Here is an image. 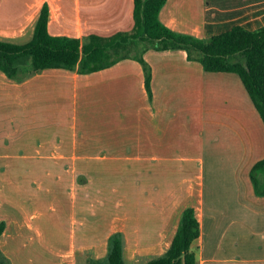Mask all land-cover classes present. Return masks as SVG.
Masks as SVG:
<instances>
[{"label": "crops", "instance_id": "crops-1", "mask_svg": "<svg viewBox=\"0 0 264 264\" xmlns=\"http://www.w3.org/2000/svg\"><path fill=\"white\" fill-rule=\"evenodd\" d=\"M44 3L54 35L134 24V0H0V39L28 42ZM160 18L199 37L257 29L264 0H167ZM143 56L151 96L133 57L21 81L0 70V248L12 264H87L106 257L115 232L125 259L144 263L167 251L189 206L200 222L198 264H264V196L251 179L264 121L240 75L208 71L183 48ZM103 186L107 219L86 207L95 191L90 203H106ZM52 187L61 188L57 201Z\"/></svg>", "mask_w": 264, "mask_h": 264}, {"label": "trees", "instance_id": "trees-1", "mask_svg": "<svg viewBox=\"0 0 264 264\" xmlns=\"http://www.w3.org/2000/svg\"><path fill=\"white\" fill-rule=\"evenodd\" d=\"M167 0H134V24L130 30L111 35L91 33L84 38L54 35L49 31V5L44 3L32 38L25 43L0 39V70L9 77L23 80L46 68H67L90 73L107 68L121 59L133 57L143 66L145 82L152 95V68L144 58L149 48L188 51L208 71L237 72L264 121V25L249 29L235 25L227 31L208 37L183 33L168 27L160 18ZM256 193L264 196V158L251 169ZM6 223L0 221V236ZM200 235L195 209H184L178 230L170 247L162 255L138 264H198L192 245ZM0 264H12L0 248ZM87 264H133L124 257L120 232L109 237L104 258H89Z\"/></svg>", "mask_w": 264, "mask_h": 264}, {"label": "rangeland", "instance_id": "rangeland-1", "mask_svg": "<svg viewBox=\"0 0 264 264\" xmlns=\"http://www.w3.org/2000/svg\"><path fill=\"white\" fill-rule=\"evenodd\" d=\"M101 189H102L103 192L101 193L100 198L103 199L106 203L105 204H99V203H96V202L90 203L93 199H96V197H98L97 196L98 193L95 191V193L93 192L92 196L89 197V199H87L88 204H86V207L90 211H94L95 208H99L100 210H97V211L101 213V218L102 219H107L108 214H109V212H108L109 211V206H110V204H109V194H108L109 190H108L107 186H103V187H101ZM93 190H94L93 187H90L88 191L91 193ZM52 192H54V196H53L52 200L57 201L59 199V197L61 196L60 194L62 193L61 188L52 187ZM104 205H106V206H104ZM94 206H95V208H94ZM60 210L61 209L59 207V209L57 211L54 210V213L60 212ZM62 245L63 244H61L60 241H57L54 244L55 249H56V247L59 248Z\"/></svg>", "mask_w": 264, "mask_h": 264}]
</instances>
